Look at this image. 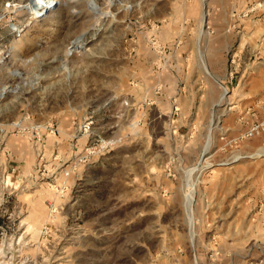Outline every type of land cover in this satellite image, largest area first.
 I'll return each mask as SVG.
<instances>
[{"label": "rangeland", "instance_id": "obj_1", "mask_svg": "<svg viewBox=\"0 0 264 264\" xmlns=\"http://www.w3.org/2000/svg\"><path fill=\"white\" fill-rule=\"evenodd\" d=\"M30 1L0 0V264H264V0Z\"/></svg>", "mask_w": 264, "mask_h": 264}, {"label": "bare ground", "instance_id": "obj_2", "mask_svg": "<svg viewBox=\"0 0 264 264\" xmlns=\"http://www.w3.org/2000/svg\"><path fill=\"white\" fill-rule=\"evenodd\" d=\"M34 1V3H32ZM56 3H58V0L57 1H55V0H31L30 2H29V4H34L33 5V7H32V10H33V15L34 14H36L37 16H40L41 14H43V12H46L47 10H49L50 9V7L51 6H54ZM28 4V3H27ZM26 4V5H27ZM36 6V7H35ZM27 33V32H26ZM203 33H205V32H203ZM17 41V40H16ZM16 41H14V42H16ZM16 43H18V41L16 42ZM11 49V48H10ZM13 49V48H12ZM11 49V50H12ZM6 51V50H5ZM5 51L3 50V51H1V53H5ZM2 57V56H1ZM8 82V81H7ZM11 85H9V84H7L6 82L4 83V84H2L1 86H0V97H3L4 95H5V93L6 92H8V90H9V87H10ZM225 91V93L227 92L226 90H224ZM225 95V94H224ZM205 150L207 151L208 150V145L205 147ZM206 151H205V153H206ZM206 155V154H205ZM257 155H260V154H257ZM203 167H205V166H203ZM199 168V167H198ZM202 168V167H201ZM197 168L194 166V168H192L191 169V171H190V174H191V172L193 171V170H196ZM189 173V172H188ZM186 180V179H185ZM189 181V183H188V185H189V187H191V183H190V180H188ZM190 189V188H189ZM192 189V188H191ZM188 193H189V190H188ZM186 194V200H187V204L189 205V204H191V201H192V196L191 195H193L192 193H193V191L191 192V195L190 194Z\"/></svg>", "mask_w": 264, "mask_h": 264}, {"label": "built area", "instance_id": "obj_3", "mask_svg": "<svg viewBox=\"0 0 264 264\" xmlns=\"http://www.w3.org/2000/svg\"><path fill=\"white\" fill-rule=\"evenodd\" d=\"M1 129V131L3 130L2 128H0Z\"/></svg>", "mask_w": 264, "mask_h": 264}]
</instances>
